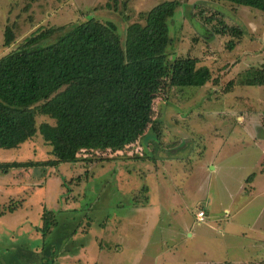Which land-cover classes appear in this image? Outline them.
<instances>
[{
	"label": "rangeland",
	"instance_id": "1",
	"mask_svg": "<svg viewBox=\"0 0 264 264\" xmlns=\"http://www.w3.org/2000/svg\"><path fill=\"white\" fill-rule=\"evenodd\" d=\"M158 1L0 0V55L25 36L55 26L43 40L50 41L88 14L112 20L122 34ZM179 1L167 21L165 52L169 58L195 56L217 82L171 86L158 105V132L143 136L135 155L93 153L50 165L0 168V264H209L214 259L219 250L214 233L190 224L195 210L217 209L226 190L224 184L220 190L215 186L220 181L214 173H205L208 161L201 156L211 157L220 146L228 130L221 122H229L233 110L264 115V84L244 83L251 68L264 63V14L226 1ZM215 9L243 32H215L216 21L203 18ZM5 25L13 31L7 45ZM42 119L49 118L35 115L36 123ZM49 150L36 131L17 146L0 147V162L44 160L52 157ZM262 192L243 209L242 223L250 217L256 226L264 224ZM42 211L50 220L43 237ZM204 219L213 220L210 214ZM251 260L264 264V255L258 252Z\"/></svg>",
	"mask_w": 264,
	"mask_h": 264
},
{
	"label": "trees",
	"instance_id": "2",
	"mask_svg": "<svg viewBox=\"0 0 264 264\" xmlns=\"http://www.w3.org/2000/svg\"><path fill=\"white\" fill-rule=\"evenodd\" d=\"M249 5L264 14V0H214ZM179 0H160L119 33L112 20L91 14L74 22L52 40H43L57 27L25 36L0 55V147L17 146L36 131L50 145L44 160H10L0 168L50 165L99 153L135 155L140 139L156 130L158 105L173 85L217 82L195 56L165 52L167 21ZM212 12V11H211ZM203 16L214 19L215 32L240 35L215 9ZM3 43L13 31L3 28ZM232 41H228V45ZM246 84H264V63L251 68ZM47 118L36 123L35 115ZM11 210V208H9ZM43 237L49 230L47 211L41 213Z\"/></svg>",
	"mask_w": 264,
	"mask_h": 264
},
{
	"label": "crops",
	"instance_id": "3",
	"mask_svg": "<svg viewBox=\"0 0 264 264\" xmlns=\"http://www.w3.org/2000/svg\"><path fill=\"white\" fill-rule=\"evenodd\" d=\"M236 108L234 105V109ZM239 111L233 110L235 114L228 115L231 117L229 122H221V126L228 125V130L220 142V146L216 148L211 157L206 158L204 154L201 156L202 160L208 161L206 168L210 171L207 170L205 173L209 175L214 173L215 179L220 181V183H215V186L220 190L218 185L224 184L226 190V200L218 199L217 209H211L209 212L203 207L204 217L206 218L210 214L213 220L205 221L203 219L200 221L196 219L195 213L192 215L190 225L193 222L201 226L206 225L214 233V247L216 248L218 244L219 250L215 252L216 256L213 255L214 259L209 264H222L224 262L228 264H251L254 261L251 260L252 256H255L256 253L261 252L264 255V224L256 226L255 223L249 222L250 217L245 223L241 222V217H244L243 209L246 205L263 193L264 125L262 130L259 129V125L264 124V115L262 117L256 115L250 117L244 109ZM233 142L236 143V148L222 147V144ZM246 181L249 183L246 192H243ZM205 202V199H202L204 204L202 206H206ZM221 208L226 212L225 215L217 213ZM215 215L218 216L215 217ZM236 219L238 220L237 223H235ZM213 221H217V223L215 224ZM182 234H184L183 231Z\"/></svg>",
	"mask_w": 264,
	"mask_h": 264
},
{
	"label": "built area",
	"instance_id": "4",
	"mask_svg": "<svg viewBox=\"0 0 264 264\" xmlns=\"http://www.w3.org/2000/svg\"><path fill=\"white\" fill-rule=\"evenodd\" d=\"M195 217L197 220H203L204 219V210L202 208H199L195 212Z\"/></svg>",
	"mask_w": 264,
	"mask_h": 264
}]
</instances>
